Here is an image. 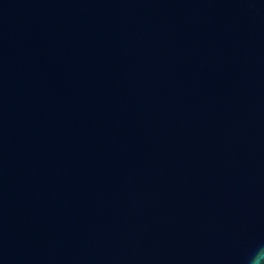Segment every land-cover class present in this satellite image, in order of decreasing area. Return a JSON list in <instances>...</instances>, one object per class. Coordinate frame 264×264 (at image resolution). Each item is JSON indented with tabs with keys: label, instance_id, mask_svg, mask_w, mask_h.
<instances>
[{
	"label": "water",
	"instance_id": "water-1",
	"mask_svg": "<svg viewBox=\"0 0 264 264\" xmlns=\"http://www.w3.org/2000/svg\"><path fill=\"white\" fill-rule=\"evenodd\" d=\"M261 244L264 0H0V264Z\"/></svg>",
	"mask_w": 264,
	"mask_h": 264
},
{
	"label": "clouds",
	"instance_id": "clouds-1",
	"mask_svg": "<svg viewBox=\"0 0 264 264\" xmlns=\"http://www.w3.org/2000/svg\"><path fill=\"white\" fill-rule=\"evenodd\" d=\"M247 264H264V244L254 250L248 258Z\"/></svg>",
	"mask_w": 264,
	"mask_h": 264
}]
</instances>
